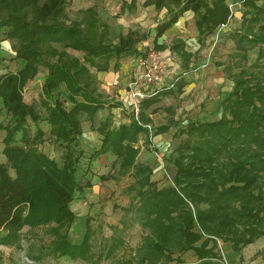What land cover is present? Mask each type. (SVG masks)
Wrapping results in <instances>:
<instances>
[{
    "label": "trees",
    "instance_id": "1",
    "mask_svg": "<svg viewBox=\"0 0 264 264\" xmlns=\"http://www.w3.org/2000/svg\"><path fill=\"white\" fill-rule=\"evenodd\" d=\"M137 1L122 0L116 16L133 11ZM66 3L0 0L3 39L10 42L13 59L20 64L16 71L0 73V102L9 114L7 122L0 124L5 158V162L0 161V244H17L24 226L49 225L55 256L92 259L88 218L80 242L68 239L75 218L70 203L77 191L88 186L76 180L83 154L77 149L83 132L81 115L100 136L87 167L98 157L112 154L111 167L117 173L102 177L116 181L120 176L132 178L123 189L128 205L121 210L132 215L143 233L123 264H180L182 260L174 255L186 250H192L199 259L213 258L217 256L216 238L230 242L239 253L264 235V0L141 1L142 6L152 5L157 13L163 12L152 39L157 50L166 47L157 39L188 10L193 13L201 48L217 27L229 21V3L244 9L239 29L233 33L234 51L224 68L233 85L221 103V114L215 120L189 122L182 130L186 136L174 150V183L161 187L152 180V168L136 161L140 151L137 142L142 133L150 137L171 127L169 121L152 124L149 114L161 107L147 109L161 96L181 92L192 52L181 38L174 37L168 48L178 58L180 70L172 86L141 99L137 118L132 111L128 122L112 125L109 113L95 124L99 110L120 104H106L96 73L110 68L116 71L123 57L143 58L137 44L147 34L127 29L112 35L111 25L99 17L94 6L69 14ZM254 48L256 57L247 64V52ZM69 50L81 53V57ZM39 67L46 69L39 103L47 112L52 140L64 150L61 164L37 148L43 141L42 129L37 127L33 135L27 129L28 120L36 124L41 117L34 103L24 101L22 89ZM162 109L167 114L173 112L170 106ZM121 222L126 226L123 219ZM122 228L111 226L112 234L104 240L110 245L107 255L120 245L116 234Z\"/></svg>",
    "mask_w": 264,
    "mask_h": 264
},
{
    "label": "rangeland",
    "instance_id": "2",
    "mask_svg": "<svg viewBox=\"0 0 264 264\" xmlns=\"http://www.w3.org/2000/svg\"><path fill=\"white\" fill-rule=\"evenodd\" d=\"M121 1L67 0L66 11L72 14L77 9L94 6L99 17L111 25L112 35L114 31L115 33L118 31L126 32L127 29L136 30L139 33L146 32L147 37L137 44V47L143 54V59L151 54L159 53L163 55L165 64L169 68L175 62L177 67H175L174 72L176 74L180 68L177 62L178 58L168 48L171 40L174 37L181 38L185 43V48L193 54L190 58V69L184 74L185 84L181 92L161 96L159 102L150 105L147 109L149 110L153 106L161 107L160 111L154 115V120L151 117L152 114H149L152 124L158 126L169 121L171 127L167 132L156 135L152 134L150 137L142 133L137 142L140 151L135 157L136 161L147 164L152 168L151 177L152 180L156 181L158 186H168L174 183L172 167L175 157V147L186 136L182 130L185 129L189 122L210 121L219 118L221 114V103L232 89V81L226 77L224 68L230 61V56L234 51L233 33L239 29L241 14L244 9L237 3H229L232 10L229 21L217 27L206 38L201 48H199V44L196 42L193 17L187 14L182 15L176 25L174 24L158 38V42L166 45V47L157 50L153 47L152 39L156 24L163 18V12L157 13L152 5L142 6V0H138L136 8L133 11L116 16L119 13ZM4 31L5 28L1 27L0 39H3ZM69 51L81 57V53L74 50ZM256 54L257 48L247 52V64L254 61ZM167 55L169 57L165 59ZM13 56L14 51L10 47V42L5 39L1 40L0 73L16 71L19 68L20 64L17 60L13 59ZM136 56L140 57L139 55ZM130 57H123L120 60L119 68L116 70L120 76L124 77L126 74L125 69L128 67V73L126 75L127 81L124 86H119L120 84L118 82L117 84L108 82L109 79L107 77L103 79L104 81H99V91L103 93L104 99L107 101L106 104L109 102L120 104L112 107L105 106L99 110L94 121L95 124L109 113L112 115V125L128 122V115L132 111H134L135 118H137L138 104L143 98H135L136 108L132 107L133 101L127 98V85L134 76V73L131 74L130 72L134 67V62H136V59L133 60L135 56ZM45 73L46 69L39 67V71L35 77L29 80L22 89L24 101L34 103L41 117L36 124L28 120L27 129L32 135L35 133L37 127L42 129L44 132L42 136L43 141L37 145V148L61 164L64 150L60 144L52 140L49 134V125L46 120L47 112L39 103L41 84ZM129 74L130 76L128 78ZM66 105L69 106V103H66ZM165 106L172 108V114H167L162 109ZM8 118L9 114L0 102V124H5ZM81 118L83 132L79 137L77 149L81 150L83 154L77 164L76 180L80 185L87 182L88 186L85 185L82 190L77 191L75 198L70 203V208L75 218L68 229V239L74 242L78 238H82V233L85 229V220L88 218L90 229L92 230V259L86 261L82 259H71L66 256H55L52 253L53 235L49 231V225H41L34 228L24 226L20 230L19 242L13 246L0 244V264H123L131 257V252L139 243L140 236L143 233L142 228L136 223L132 215H125L121 210V207L128 205V195L123 192V189L131 183L132 178L128 175L120 176L119 180L116 181L102 177L107 173H117V170L111 167V162L114 158L112 154H104L98 157L87 167L88 156L99 146L100 136L95 130L91 129L90 122L85 119L84 115H81ZM152 131L150 133H153ZM3 135L4 132L0 129L1 162H5L4 155L1 152ZM10 173H13L12 170H10ZM113 204L116 205V208H113ZM121 219L125 221L126 226L121 222ZM111 226L123 227L116 234V240L119 241L120 239L121 243L107 255V250L110 245L106 241L104 242V240L108 239L112 234ZM1 233L3 231L0 230ZM257 239L260 238L258 237ZM259 242L261 243L258 244V249H261L259 250L260 253L264 250L263 238ZM262 259L264 260V257ZM240 260H243V258L240 257Z\"/></svg>",
    "mask_w": 264,
    "mask_h": 264
},
{
    "label": "crops",
    "instance_id": "3",
    "mask_svg": "<svg viewBox=\"0 0 264 264\" xmlns=\"http://www.w3.org/2000/svg\"><path fill=\"white\" fill-rule=\"evenodd\" d=\"M186 14L190 17H193V13L190 10L184 12L183 16ZM181 17L182 16H180L179 19ZM178 20L176 23H174L175 25L178 23ZM169 29H167V30H169ZM157 41H158V39H157ZM130 58H132V57H130ZM134 59H136V62H134V64H133L134 67L131 69V72H130L131 74L135 73V71L139 70L142 66V60H143L142 57L135 56V57H133V60ZM128 60H131V59H128ZM127 66H129V65L127 64ZM125 73H126L125 76L122 77V76H120V74L118 72H116L112 68H110L107 71L97 72L96 76H97L98 81H104L103 79H106L105 77H107L109 79L108 82H114L113 84H117V82H118V84H120L119 86L122 87L126 84V81H127L126 75L128 73V67L125 69ZM129 76H130V74L128 75V78H129ZM155 114H157V113H154L151 115L153 120H154ZM172 170L175 173L174 166L172 167ZM259 238L260 239H257L255 241L247 244L246 246L242 247L241 251L239 253L234 251L231 248L230 242H223L220 239L216 238L217 245L215 246L214 251L218 257L216 256L213 258L199 259L196 257V255L194 254V252L192 250H186L180 254L174 255V257L179 256V258L182 260V263H180V264H198L201 261H208V262H211L214 264H222L221 261L223 259H225L227 262H229V264H264L263 259H262V257H264V250H263V252L261 251L259 253V250H261V249H258V244H261L259 241L262 240V238L264 240V236L259 237ZM80 240L81 239L78 238V240L74 241V243H79ZM209 245H211V242H209ZM263 245H264V243H263ZM240 257L243 258V260H240ZM167 264H178V263H176L175 261H171Z\"/></svg>",
    "mask_w": 264,
    "mask_h": 264
},
{
    "label": "built area",
    "instance_id": "4",
    "mask_svg": "<svg viewBox=\"0 0 264 264\" xmlns=\"http://www.w3.org/2000/svg\"><path fill=\"white\" fill-rule=\"evenodd\" d=\"M168 57L169 56L167 55L165 59ZM165 63L163 55H160L159 53L151 54L142 60L141 68L138 71H135L134 76L132 77L133 79L127 85V98H130L133 101V108L137 107V104H135V98L141 99L149 97L164 86H172L173 79L176 76L174 71L177 66L174 62L172 63V67L169 68ZM221 263L229 264L225 259H223Z\"/></svg>",
    "mask_w": 264,
    "mask_h": 264
}]
</instances>
